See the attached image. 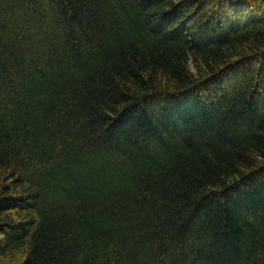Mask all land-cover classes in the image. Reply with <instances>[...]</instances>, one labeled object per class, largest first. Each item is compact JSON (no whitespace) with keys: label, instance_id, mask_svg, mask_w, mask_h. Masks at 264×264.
<instances>
[{"label":"trees","instance_id":"1","mask_svg":"<svg viewBox=\"0 0 264 264\" xmlns=\"http://www.w3.org/2000/svg\"><path fill=\"white\" fill-rule=\"evenodd\" d=\"M0 264H264V0H0Z\"/></svg>","mask_w":264,"mask_h":264}]
</instances>
